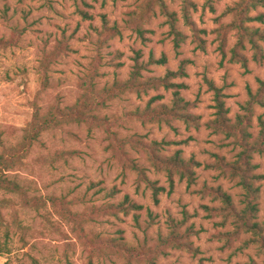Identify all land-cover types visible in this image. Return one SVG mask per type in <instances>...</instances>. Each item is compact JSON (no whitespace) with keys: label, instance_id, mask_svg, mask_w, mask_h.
I'll return each instance as SVG.
<instances>
[{"label":"rangeland","instance_id":"1","mask_svg":"<svg viewBox=\"0 0 264 264\" xmlns=\"http://www.w3.org/2000/svg\"><path fill=\"white\" fill-rule=\"evenodd\" d=\"M164 1L177 14L176 28L185 36L179 48L159 9L145 26V39L128 28V13L143 0H0V39L10 41L0 48V156L23 141L35 104L43 110L55 103L75 104L83 79L95 69L99 87L111 86L117 77L128 79L136 51L145 63L167 60L165 65L150 64L143 72L146 77L164 76L168 70L179 73L185 67L186 74L172 81L187 86L182 96L195 117L172 125L134 119L131 113L155 96L171 102L173 91L161 87L142 97L131 93L112 101L104 111L105 127L73 125L44 133L21 163L7 172L24 187L31 205L21 196L0 192L9 204L1 209L9 229L0 228V264H264L260 242L252 232L236 229L214 191L222 189L239 211L245 209V190L217 164V156L234 161L241 148L209 126L217 114L209 82L221 90L235 121L247 113L250 91L256 94L260 89L264 59L256 61L248 43L243 52L248 67L233 63L237 36L229 28L223 33L226 54L221 51L219 30L232 21L224 11L238 0H192L197 6L190 11L194 30L185 21L183 0ZM260 13L264 7L252 15ZM105 18L110 25L118 24L122 36L100 37ZM249 25L264 29L257 22ZM61 42H67L70 50L50 66V84L44 88L42 62ZM253 108L252 131L258 132L264 106ZM116 138L127 141L124 148L111 143ZM132 138L141 142H129ZM154 142L164 156L181 151L186 160L200 163L193 167L194 184L189 186L178 173L172 184L167 170L153 166L148 146ZM254 163L260 187L255 221L264 224V156L256 155ZM152 183L165 189L159 202ZM126 196L142 208L125 204ZM173 227L192 247L169 245L162 248L167 251L163 254L158 247ZM102 240L146 245L147 254L141 257L144 261L131 259Z\"/></svg>","mask_w":264,"mask_h":264},{"label":"trees","instance_id":"2","mask_svg":"<svg viewBox=\"0 0 264 264\" xmlns=\"http://www.w3.org/2000/svg\"><path fill=\"white\" fill-rule=\"evenodd\" d=\"M184 18L188 25L195 29V23L191 17V10H197L196 3L192 0H183ZM264 7V0H238L232 6H228L224 11V15H232V21L229 24H222L219 34L221 37L220 47L221 51L226 54L227 38L223 35L226 28L236 31L237 42L232 48V62L241 63L245 68L248 67V58L244 55L249 43L255 51V60L263 62L264 59V29L257 28L252 23L264 24V13L256 16L252 12L258 8ZM166 17L171 25L173 33L176 35V46L180 47V41H184L185 36L177 30V14L172 12L164 0H143L142 4L136 11L128 13V19L125 21L128 28L142 39L146 38L148 32L145 28L153 17L157 15V10ZM88 18L87 13H82ZM122 36L120 27L117 23L110 25L107 18L104 19L103 31L100 32L101 38H113ZM10 41L0 39V48L7 47ZM70 50L67 42H61L52 51L45 54L42 62L41 82L44 88L50 84L48 71L51 65L61 56V54ZM225 56V55H224ZM135 64L128 79L116 78L111 86L99 87L97 84L98 70H93L82 81V93L77 99L76 103L69 106H62L60 103H55L47 110H43L37 104L34 105V114L32 121L25 129L23 141L14 148H10L3 156H0V192L21 196L27 205H31L28 194L24 187L15 179L7 176V172L14 169L22 159L30 153L33 146L40 141L44 133L63 130L68 126L86 125L89 127H105L108 124V117L104 114L108 105L126 94L135 93L138 96L148 95L150 90H159L164 87L166 90L173 91V97L170 103L164 102L161 95L151 98L145 107L137 108L131 115L134 119L141 121L143 124H167L172 125L173 122L182 120L184 122L194 121L195 117L189 111V102L182 96V90L187 86L184 84L173 83L172 79L179 75H185V67L181 71L174 72L168 70L164 76H148L144 75V71H149L150 64L165 65L167 60L165 57L159 61L151 59L149 63L142 60V53L136 51L134 57ZM260 89L254 94L250 91V100L244 110L245 115H239L237 120L233 121L229 117V110L226 108L225 101L222 99L221 90L218 89L213 82H209L211 90L215 92L217 114L216 119L209 123V126L219 134H225L228 138H233L234 143L241 148V152L232 162L226 161L224 158L217 156V164L223 170L224 174H229L233 180L238 179V185L245 190V209L239 211L232 200V197L222 189L214 190L219 197L223 199L225 210L228 212L233 220L237 230H245L252 232L253 235L260 242L264 249V224L255 221L259 212L258 199L260 198V187L257 185L256 169L258 165L254 163L255 156H264V120L259 119V131H252L253 125L251 122V115L253 113V106L259 104L264 106V80H259ZM120 140V141H119ZM112 140L111 143L124 148L127 141L119 138ZM131 143L139 144L141 141L137 138L128 140ZM150 153V161L155 168H162L167 170L171 183L173 184V176L175 173L180 175L181 180L186 179L189 186L195 183L196 173L193 167L200 166V163L194 159L186 160L181 151H177L172 156H164L160 153V144L154 142L148 146ZM150 182V180H148ZM153 185V183H152ZM154 186V185H153ZM155 201L159 202L158 195L163 192L164 188L153 187ZM6 201L0 198V228L9 225L5 223L1 214V209L6 205ZM125 204L130 207L141 209L142 207L131 201L130 197L126 196ZM69 212V211H68ZM95 213V212H93ZM69 215L73 214L69 212ZM78 217V215H73ZM184 236L178 231V227H173L171 233L162 238L158 249L161 253L165 247L172 245L175 248L192 247V244L184 240ZM111 249L116 250L120 254H126L131 259H141L147 254L148 247L141 245L139 247H132L124 241L102 240ZM255 242V241H253ZM150 261L152 259H149ZM154 262V261H151Z\"/></svg>","mask_w":264,"mask_h":264}]
</instances>
